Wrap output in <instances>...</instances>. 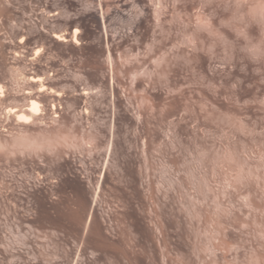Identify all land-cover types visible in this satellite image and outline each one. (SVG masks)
<instances>
[{"label": "rangeland", "instance_id": "374dc122", "mask_svg": "<svg viewBox=\"0 0 264 264\" xmlns=\"http://www.w3.org/2000/svg\"><path fill=\"white\" fill-rule=\"evenodd\" d=\"M259 17L0 0V264H264Z\"/></svg>", "mask_w": 264, "mask_h": 264}, {"label": "clouds", "instance_id": "9594fccd", "mask_svg": "<svg viewBox=\"0 0 264 264\" xmlns=\"http://www.w3.org/2000/svg\"><path fill=\"white\" fill-rule=\"evenodd\" d=\"M232 7L239 8L238 5H232ZM239 15V14H238ZM264 29V17H259L256 21ZM246 44L244 51L246 54L253 60H262L264 59V39H261L259 42H253L250 37H245Z\"/></svg>", "mask_w": 264, "mask_h": 264}, {"label": "bare ground", "instance_id": "6f19581e", "mask_svg": "<svg viewBox=\"0 0 264 264\" xmlns=\"http://www.w3.org/2000/svg\"><path fill=\"white\" fill-rule=\"evenodd\" d=\"M78 32H79V30L78 29H75V31H74V37L76 38V36H77V34H78ZM56 39L58 40V41H61L62 40V38H59V37H56ZM76 44V43H75ZM1 88V87H0ZM1 91V90H0ZM41 92H43V91H41ZM31 108V111L32 112H36L37 114L39 113V111H40V106H39V104L36 102V101H33L32 100V102H31V106L29 107V109ZM28 109V110H29ZM26 114V113H25ZM25 114H21L20 113V116H19V119L22 121L23 120V123H24V121H27L28 120V116H25ZM29 119H31V118H29ZM30 122V121H29Z\"/></svg>", "mask_w": 264, "mask_h": 264}]
</instances>
